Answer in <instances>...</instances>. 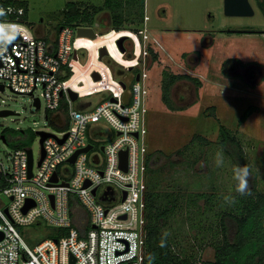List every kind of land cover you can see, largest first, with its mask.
I'll list each match as a JSON object with an SVG mask.
<instances>
[{
  "label": "rangeland",
  "instance_id": "1",
  "mask_svg": "<svg viewBox=\"0 0 264 264\" xmlns=\"http://www.w3.org/2000/svg\"><path fill=\"white\" fill-rule=\"evenodd\" d=\"M24 1L28 4L26 25L34 34L53 40L64 21L62 11L68 2L100 6L105 0ZM250 2L255 10L254 15L228 16L224 11V0H145V13L149 16L146 24L124 25L129 33L133 27L138 28L136 35L143 46L142 35L146 30L149 35L146 43L154 51L151 58H147L149 96L145 122L149 152H157L160 163L154 173H148L147 177H162L161 188L164 190L217 195L214 198L217 205L210 210L206 207L205 198L196 197L193 202H187L184 195L181 209L167 228L179 246L186 247L201 261L214 259L213 244L220 237L218 223L221 204L227 203L224 197L232 198L234 193L233 168L236 164L217 142L221 124L241 140L245 160L256 172L258 186L264 191V13L259 0ZM110 23V12L103 11L97 22L79 27L77 36L80 37L81 31L87 29L95 30L100 35L109 33L112 30ZM234 28L258 30L263 34H231L229 30ZM124 37V51L96 39H87L79 51L80 64L86 66V71L79 66L80 78L84 80L82 75L101 60L98 50L102 46L98 45H103L108 51L103 58L107 64L109 60L117 67L127 69L136 62L137 68L134 69L141 72V58L134 53L135 42L129 35ZM134 72L128 70L122 78L127 85L125 100L132 96L136 80ZM170 73L196 76L202 84L197 87L190 80L177 81L171 89V98L176 107L174 110L163 100V82ZM80 83L82 85V81ZM42 93L43 89L39 86L36 96L41 97L43 103L41 108H37L33 97L28 94H15L10 89L0 90V111L7 109L18 113L0 116V156L7 164L13 148L2 139L5 127L31 132L28 146L33 148L36 158L41 150L36 131L57 132L65 129L51 124L47 118L49 111ZM100 97V94H96L91 99L96 102ZM251 105L255 106L254 111L246 121L240 123L241 115ZM211 106L216 108L214 113L206 110ZM74 108H77V103ZM66 109L64 97L61 114ZM105 122L101 120V123ZM198 135L204 140L196 138ZM114 137L113 132L111 139ZM218 152L222 153L224 161L220 167L216 165ZM21 232L26 242L33 245L52 236L53 229L34 224L25 226ZM198 235L205 239L202 244L197 239Z\"/></svg>",
  "mask_w": 264,
  "mask_h": 264
},
{
  "label": "built area",
  "instance_id": "2",
  "mask_svg": "<svg viewBox=\"0 0 264 264\" xmlns=\"http://www.w3.org/2000/svg\"><path fill=\"white\" fill-rule=\"evenodd\" d=\"M0 10V24L20 27L19 38L0 45V90L28 94L33 103L38 98L42 107V98L36 96L41 86L46 109L53 112L52 121L65 127L51 132L54 136L44 140L41 164L42 146L38 158L29 146L13 149L8 164L0 156V177L6 181L0 188V255L6 264H72V257L74 264H144L149 154L145 122L149 96L148 33L143 31V46L138 33L127 30L135 42L134 53L141 58L142 71L134 72L132 96L125 100L126 83L117 79L99 56L103 45H98L102 46L98 50L99 64L82 75L84 80L80 78L79 66L85 71L86 66L80 64L79 51L87 39L91 40L77 36L81 26L63 25L50 41L26 25L23 6L2 5ZM148 19L146 14L144 24ZM111 32L119 34L122 30ZM116 45L119 49L117 40ZM135 67L136 62L128 68L134 71ZM68 71L70 77L62 78ZM95 72L99 79L94 78ZM72 93L77 97L73 98ZM96 94L101 97L93 102L91 97ZM64 97L67 109L61 114ZM113 132L115 137L111 139ZM90 144L89 151L80 152L74 163L69 161ZM30 149L34 158L32 176ZM123 151L128 152L126 169L121 166ZM55 173L57 181H53ZM30 201L34 204L25 211ZM77 202L87 215L84 234L74 226L79 216ZM34 224L51 227L52 236L28 244L21 230ZM10 252L15 253V259H9Z\"/></svg>",
  "mask_w": 264,
  "mask_h": 264
},
{
  "label": "trees",
  "instance_id": "3",
  "mask_svg": "<svg viewBox=\"0 0 264 264\" xmlns=\"http://www.w3.org/2000/svg\"><path fill=\"white\" fill-rule=\"evenodd\" d=\"M17 5L25 8L23 21L28 20V4L24 0H0V6ZM259 6L264 13V1H259ZM145 0H105L100 6L83 4L77 1H70L66 4L62 11L64 21L63 25H73L75 27L82 25H90L97 22V18L103 11L110 12V30L114 29L117 32H109L100 35L96 40H99L107 46L116 45V37L131 35L126 32L124 25H134L143 23L145 18ZM60 26V27H61ZM138 32L137 27L132 28ZM150 52L153 49L149 46ZM154 57L156 55L154 54ZM100 62V61H99ZM112 66L114 76L117 79L123 78L129 68L117 67L108 60ZM93 64V63H92ZM99 64V63H98ZM139 72L138 69H133ZM134 72V71H133ZM68 73L62 78L70 77ZM193 81L197 87H201V81L198 77L190 74L170 73L166 76L163 82V100L170 109H176L171 98V89L179 80ZM255 106H249L240 117V123H243L254 111ZM206 110L210 113L216 111L215 106H211ZM206 112V111H205ZM53 112L47 113V118L52 121ZM2 135L7 139V143L13 148L28 146V138L31 132L26 130H13L5 127L2 130ZM196 138L204 140L198 135ZM218 144L232 158L234 163L239 166H247L250 170L248 177V185L250 194L240 195L236 192V181L234 183V193L232 201L226 204H221L219 211V239L214 242L215 256L213 260H197L193 252H188L186 247L179 246L177 239L169 235L167 228L174 215L181 209V198L184 195L187 202H193L194 198H205L206 207L208 210L217 205L214 203V198L217 195L208 194L207 192L197 195L184 192L179 193L175 190L162 189V177H147V239H146V255L144 264H264V191H261L258 186V177L256 172L250 168L245 160L244 146L237 136L227 126L221 124L219 129ZM160 158L157 157V152H149L147 157V173H154L155 168L159 166ZM6 185L4 176L0 177V188ZM221 201V200H219ZM223 202V201H221ZM78 218L74 221V226L78 227L82 234L88 228L85 222L86 213L82 205L76 203ZM198 240L202 244L205 239ZM163 241L164 246H161Z\"/></svg>",
  "mask_w": 264,
  "mask_h": 264
},
{
  "label": "water",
  "instance_id": "4",
  "mask_svg": "<svg viewBox=\"0 0 264 264\" xmlns=\"http://www.w3.org/2000/svg\"><path fill=\"white\" fill-rule=\"evenodd\" d=\"M224 11H225V14L228 15V16H252L255 14V10H254V7L252 5V3L250 2V0H224ZM81 35H83L84 37H88L89 39H95L97 36H98V33L95 31V30H92V29H87V30H83L81 31ZM15 38H19L18 35H16ZM126 39V37H121L120 39L117 40V44H118V47L124 51V48H123V41ZM108 55V51L105 47H102L100 49V58L103 59L104 56ZM94 78L95 79H99V75L98 73H94ZM138 79V78H137ZM1 88L3 89L4 87L1 86ZM72 96L73 98H76L77 97V94L76 93H72ZM35 106L37 108H40L41 107V103H40V100L38 98H36L35 100ZM12 114H18L12 110H1L0 111V116H8V115H12ZM37 134H39L41 136V139H40V144L42 146V159L40 160L39 164H41L44 156H45V150H44V147H43V143H44V140L46 138H48L49 136H54L53 133L51 132H47V131H38ZM67 137V135H66ZM65 137V138H66ZM65 138L63 140H65ZM2 139L7 142V139L4 135H2ZM62 140V142H63ZM92 148V145H88L87 147H85L84 149L82 150H79L69 161L74 163L75 160H76V157L77 155L80 153V152H87L89 151L90 149ZM127 159H128V152L127 151H123L121 153V166L126 169L127 168ZM33 164H34V158H33V152H32V149L29 150V171H30V176H32V169H33ZM58 178H57V173L54 174L53 176V181H57ZM89 183H86L85 186H88ZM96 192V189L94 190V193ZM126 198V193H125V196H124V199ZM34 203H32V201H30L28 203V205L26 206L25 208V211L28 210ZM72 264H74L75 262V258L72 257Z\"/></svg>",
  "mask_w": 264,
  "mask_h": 264
},
{
  "label": "clouds",
  "instance_id": "5",
  "mask_svg": "<svg viewBox=\"0 0 264 264\" xmlns=\"http://www.w3.org/2000/svg\"><path fill=\"white\" fill-rule=\"evenodd\" d=\"M0 15H3V10H0ZM20 32V27L16 24H0V45H6L15 39L16 35ZM224 163L222 153H217L216 165L217 167L222 166ZM250 175L249 168L245 166H235L233 168V179L236 183V192L240 195L250 194L248 177ZM226 202H231V197H224ZM161 246H164L163 241H161ZM9 259H15V253H9ZM0 264H6L4 257L0 255Z\"/></svg>",
  "mask_w": 264,
  "mask_h": 264
},
{
  "label": "flooded vegetation",
  "instance_id": "6",
  "mask_svg": "<svg viewBox=\"0 0 264 264\" xmlns=\"http://www.w3.org/2000/svg\"><path fill=\"white\" fill-rule=\"evenodd\" d=\"M259 1H262V0H259ZM229 31H230L231 34H248V33H250V34H256V33L257 34H263L261 32H258V30L256 31V30H253V29H235L234 28V29H230ZM151 56H152V53L150 52V56L149 57L151 58ZM249 68H251V67H249ZM180 74H183V73H180Z\"/></svg>",
  "mask_w": 264,
  "mask_h": 264
},
{
  "label": "bare ground",
  "instance_id": "7",
  "mask_svg": "<svg viewBox=\"0 0 264 264\" xmlns=\"http://www.w3.org/2000/svg\"><path fill=\"white\" fill-rule=\"evenodd\" d=\"M91 40H93V39H91Z\"/></svg>",
  "mask_w": 264,
  "mask_h": 264
},
{
  "label": "crops",
  "instance_id": "8",
  "mask_svg": "<svg viewBox=\"0 0 264 264\" xmlns=\"http://www.w3.org/2000/svg\"><path fill=\"white\" fill-rule=\"evenodd\" d=\"M51 41V40H50Z\"/></svg>",
  "mask_w": 264,
  "mask_h": 264
}]
</instances>
